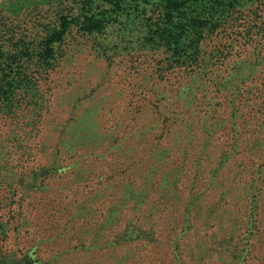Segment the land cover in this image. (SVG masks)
Instances as JSON below:
<instances>
[{"label":"rangeland","instance_id":"1","mask_svg":"<svg viewBox=\"0 0 264 264\" xmlns=\"http://www.w3.org/2000/svg\"><path fill=\"white\" fill-rule=\"evenodd\" d=\"M76 1L0 0V29L33 35L41 13L39 21L47 22L58 9L75 10ZM246 4L239 20L227 22L209 39L210 54L221 53L219 47L236 53L212 66L213 77L231 70L239 52L247 59L239 68L264 71V63L252 60L264 56V0ZM131 22L130 30L121 31L116 24L100 36L73 30L62 61L41 82L39 101L24 99L12 111L0 105V221L6 229L0 260L27 256L36 264H238L239 259L224 256L221 246L232 236L230 244L249 250L242 264H264V143L253 146L255 136L264 135V124L258 125L264 114L252 115L261 100L243 95L236 99L244 102L241 109L231 116L227 90L240 79L220 92L206 79L190 85L191 72L171 68L161 48L142 47L143 24L140 18ZM248 26L254 38L260 36L244 44ZM203 122L212 123V129ZM209 131L210 160L222 151L228 159L213 183L200 173L194 190L200 197L191 205L194 226L184 230L183 207L196 176L193 158ZM89 136L99 142L91 144ZM234 136L241 140L237 150ZM158 138L162 143L157 144ZM160 145L171 150L165 159L157 156ZM185 145L190 158L182 167L181 198L171 193L168 201L160 196L159 184ZM256 165H262L257 172ZM148 176L149 193L139 195ZM127 180H134L135 198L142 201L136 206L129 199L121 205L122 219L107 224ZM226 189L231 195L219 200ZM199 203L203 210L195 216ZM211 203L216 215L204 223ZM130 217L157 223L159 238L148 246L142 241L117 250L104 246L106 237ZM98 231L103 237L90 247ZM181 234L179 258L173 239ZM210 240L221 253L199 259L195 244Z\"/></svg>","mask_w":264,"mask_h":264},{"label":"trees","instance_id":"2","mask_svg":"<svg viewBox=\"0 0 264 264\" xmlns=\"http://www.w3.org/2000/svg\"><path fill=\"white\" fill-rule=\"evenodd\" d=\"M256 1L259 0H77L75 10L64 11L58 9L55 16H52V19L47 22L39 21L41 13L39 19H37L38 23L35 24L38 30L33 35L21 30L15 31L12 27L7 28L6 31L0 29V32H2L0 34V105L7 108V111H12L24 99L31 100L34 98L35 102L39 101L42 89L41 82L62 61L65 55L64 43L68 34L73 30H77L83 35L100 36L106 34L116 24L122 25V27H119L121 31L130 30L129 28H132L131 19L140 18V24H143V33L139 36L142 47L161 48L166 52L171 68L177 67L191 72L190 82L192 84L190 85L192 86H196L199 80L206 79L212 85H216L217 90L220 92L240 79L237 85L234 84L235 89L227 90L231 97L229 100L233 110L231 116L236 117V113L241 109L244 102L238 101L236 103V99L244 95L246 96L245 99L248 100H251L253 96H257V99L261 100L258 109L252 114L253 117L257 118L258 115L264 114L262 104L264 103V71H260L258 67L255 70L247 71L239 68L242 67V64H245L244 60H247L241 57L239 52L231 70L221 76L213 77L212 66L215 67L219 63L224 64L236 53L232 50L229 52L223 51L221 47L218 49L221 53L210 54L207 50L209 39L222 32L227 22L239 20V14L242 9H245L244 6L248 5L246 3ZM251 32L250 27L246 28L243 34L244 44L252 43L253 39L260 36L256 33L254 38ZM252 60L257 65H262L264 56L255 57ZM254 106L255 104H253ZM253 107L250 109L251 112ZM262 124H264L263 121L258 122V125L262 126ZM203 125L207 129H212V123L203 122ZM234 125H237V123L234 122ZM255 126L257 127L256 124ZM207 133V137L203 139L198 153L193 158L196 176L187 192L189 200L183 207L182 217L184 224H186L184 230H189L194 226V220L190 217V214H193L191 213L193 209L191 205L198 203L200 197L194 191L200 173L203 172L208 175L210 180L208 184H211L216 177L223 175L221 169L228 159V155L222 151L218 158L210 160V157H212L209 150L211 146L210 131ZM86 139H91V144L99 142V137L89 136ZM160 139L158 138L157 144L162 143ZM240 142L239 137L234 136L232 147L237 150L236 147H239ZM253 143V146L261 147L264 143V135H256ZM160 146H162L161 150H156L157 156L165 159L171 150L164 145ZM186 146H184L180 160L164 171L161 184H159L162 187L160 196H166L168 201L172 197L171 193H174L177 199L181 198L179 194L181 185H179V182L183 174L182 167L186 165L190 158V152ZM256 166L257 170L255 172L262 167V165ZM231 171L234 172V169ZM133 181L127 180L125 182L122 200L118 203L119 207H116L112 214L108 215L107 224H113V222L116 223L122 219L124 214L121 213V205L126 206L129 199L134 198L136 206H139V202L142 200L136 199L135 196L141 195L143 192L149 193V176L144 181V186L139 193ZM254 181V178H252L250 183H254ZM220 183L224 184V178L220 180ZM229 187L230 185L227 188ZM249 189H251V186ZM251 194L253 193L251 192ZM228 195H231V192L226 189L220 192L218 199L225 200ZM192 199L193 202L191 203ZM214 205L216 204H210L208 216L203 220L204 223H210L212 217H215L217 208ZM136 206L134 205V207ZM119 209L120 213L118 214ZM202 210L203 206L199 203L194 212L197 213L195 216L201 215ZM153 211H150V213H153ZM144 220L149 221V218L146 217ZM144 220H140L139 217L128 218L122 229L114 232L110 237L105 236L106 239L103 245H108L107 247L117 250L128 244L142 241L143 245L148 246L149 242L159 238L161 227L157 226V223L149 224ZM107 224L105 223V226ZM5 230L3 222L0 221V239L3 237ZM102 237L103 233L101 231L95 233L90 247L98 244ZM181 237L182 234L180 236L176 235L173 239L174 250L179 258L182 257ZM231 237H228L227 241L221 244L223 251L226 252L224 256L239 259L237 263L242 264L243 261L241 260L249 254V250L247 247L230 244ZM209 242L210 244L208 242L207 244H195L197 253L200 255L199 259L210 257V253L211 255H214V252L216 254L221 253L220 249L213 246L215 245L214 240ZM25 257L27 256L5 258L0 260V264H36L35 260H32L33 258Z\"/></svg>","mask_w":264,"mask_h":264}]
</instances>
